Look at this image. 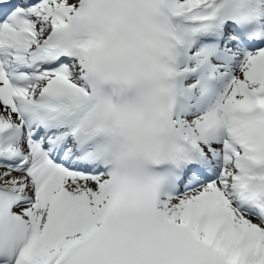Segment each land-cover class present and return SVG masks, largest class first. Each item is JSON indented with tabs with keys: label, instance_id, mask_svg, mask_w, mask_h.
<instances>
[{
	"label": "snow or ice",
	"instance_id": "snow-or-ice-1",
	"mask_svg": "<svg viewBox=\"0 0 264 264\" xmlns=\"http://www.w3.org/2000/svg\"><path fill=\"white\" fill-rule=\"evenodd\" d=\"M0 264H264V0H0Z\"/></svg>",
	"mask_w": 264,
	"mask_h": 264
}]
</instances>
